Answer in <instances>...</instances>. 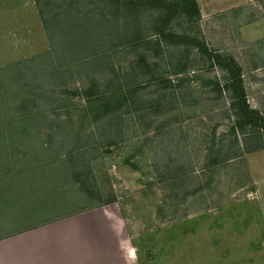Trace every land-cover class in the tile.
I'll return each mask as SVG.
<instances>
[{
  "label": "rangeland",
  "instance_id": "1",
  "mask_svg": "<svg viewBox=\"0 0 264 264\" xmlns=\"http://www.w3.org/2000/svg\"><path fill=\"white\" fill-rule=\"evenodd\" d=\"M222 1L0 0V238L70 222L155 256L253 222L264 0Z\"/></svg>",
  "mask_w": 264,
  "mask_h": 264
},
{
  "label": "crops",
  "instance_id": "2",
  "mask_svg": "<svg viewBox=\"0 0 264 264\" xmlns=\"http://www.w3.org/2000/svg\"><path fill=\"white\" fill-rule=\"evenodd\" d=\"M196 1L200 14L207 1L216 6L228 4L222 0ZM252 198L258 205L252 223L241 224L228 217L200 226L196 223L194 237L183 232L174 254H141L132 239L122 236L115 244L119 254L109 257L91 253L89 225L50 221L0 238V264H264V223L258 222L264 220V188L253 191ZM46 225L51 228L49 236L41 230ZM95 246L99 250L100 244Z\"/></svg>",
  "mask_w": 264,
  "mask_h": 264
},
{
  "label": "trees",
  "instance_id": "3",
  "mask_svg": "<svg viewBox=\"0 0 264 264\" xmlns=\"http://www.w3.org/2000/svg\"><path fill=\"white\" fill-rule=\"evenodd\" d=\"M191 4L193 5V8L197 11V13L198 14H200V10H199V6H198V3H197V1L196 0H191ZM158 29V33L160 34L162 31H163V29H162V27H158L157 28ZM162 34V33H161ZM162 37L163 38H166V36L163 34L162 35ZM136 87V86H135ZM108 90H109V92H113L115 89H107V90H104V92H108ZM117 90V89H116ZM87 95L88 96H90V98H91V102L93 101V102H101V101H103V99H105V97H104V95H100V94H98V93H95V92H92V93H87ZM91 104V103H90Z\"/></svg>",
  "mask_w": 264,
  "mask_h": 264
}]
</instances>
